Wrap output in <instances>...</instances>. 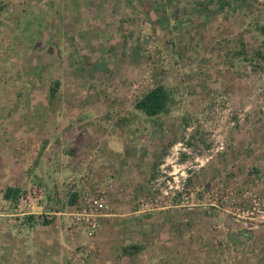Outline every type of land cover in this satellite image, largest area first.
<instances>
[{
    "label": "rangeland",
    "instance_id": "obj_1",
    "mask_svg": "<svg viewBox=\"0 0 264 264\" xmlns=\"http://www.w3.org/2000/svg\"><path fill=\"white\" fill-rule=\"evenodd\" d=\"M0 109V264L88 245L60 233L71 180L112 189L95 264H264L232 215L264 198V0H0Z\"/></svg>",
    "mask_w": 264,
    "mask_h": 264
},
{
    "label": "built area",
    "instance_id": "obj_2",
    "mask_svg": "<svg viewBox=\"0 0 264 264\" xmlns=\"http://www.w3.org/2000/svg\"><path fill=\"white\" fill-rule=\"evenodd\" d=\"M244 197L248 202L238 206V210L232 213L233 217L253 225H264V198L249 193H246ZM107 200V190L104 188L97 187L87 191L79 200V211L72 210L70 213L69 229L80 231V228H84L87 233L92 235L99 227V217L108 208ZM53 214L59 216L61 213L53 211ZM51 216H47V218L51 219ZM87 253L88 251L85 249L77 251L72 264H89L86 258Z\"/></svg>",
    "mask_w": 264,
    "mask_h": 264
},
{
    "label": "crops",
    "instance_id": "obj_3",
    "mask_svg": "<svg viewBox=\"0 0 264 264\" xmlns=\"http://www.w3.org/2000/svg\"><path fill=\"white\" fill-rule=\"evenodd\" d=\"M14 94L15 93H13V95ZM7 108H8L9 113L10 112L12 113V111L14 110V107L13 106H11V109H10V107H7ZM4 124H5V129L6 130H11L12 129L13 130V133H14V131H15V124H16L15 122H13V121H5ZM9 142H10L9 139H7V140L4 141V143L6 145L9 144ZM2 143L3 142H0V145H3ZM43 144H44V146L49 145V144H47V141H43ZM8 154L10 155V152L9 151H8ZM10 163H12V164L10 166H7V169H6L8 171L7 172L8 174H11L12 173V170L15 168L13 160H10L8 164H10ZM58 163L59 162L57 161L56 164H58ZM75 164H77V161H75ZM41 174L44 176V178L49 179V176L47 175L48 173H46V170H43ZM70 180L71 179H69L68 181L70 182ZM58 184L59 183L56 182V187L57 188L59 187ZM67 184H68L67 187L70 188V193L68 194L69 195V198L67 199V202L65 203L64 209H66V211L69 210L71 212L72 209H74L75 207H77V205H78L77 202H79L80 198L87 192V189H85V191L82 192V194H81L82 187H84V185L80 187V185H78L77 182L74 181V183H73L72 180H71V183H67ZM98 184L99 183L97 182V185H94L93 188H91L90 190H92L94 188H97V187H101V188L107 189V191H108L107 193L108 194L112 191V189L107 188V184H101V185L100 184L98 185ZM17 186L18 185H9L7 187V189L8 188H13L14 189ZM50 186H51L50 188H52L53 190L55 189L53 182L51 183ZM7 189L5 190V193H4L5 195L8 194ZM47 190L48 189L46 188V192L48 193ZM13 196H15V193L14 192H12L9 197H13ZM72 199H73V201H72ZM70 202H73V203H70ZM108 203H109V201L107 200V206H108ZM110 215H113V214H104V215H102V216L99 217V227H98V229L92 235L89 234V233H87V231L84 228H80L81 229L80 231L78 229L76 231L69 229V220H67V219H66L67 222H65V219H64V222L60 226L61 227L60 228L61 229V232H60L61 234H64L65 233V235L71 236L72 239L77 240V241H79V240L81 241L82 238L85 239V241L88 243V245H86L85 247H80V250H84L85 249L86 251H88V253L86 255L87 256L86 258H87V262H89V264H95V263H93L90 260V254L92 253L91 249L94 246V244L98 245L97 242L99 243L100 238H102L101 237V234H98V232H99V230L101 228V224H102L101 223V219H102V222H103L104 218L107 217V216H110ZM249 230H251V229H249ZM77 235H80L79 236L80 238L76 237ZM11 238H12V241H14V243H15L16 242L15 233H13V235L11 236ZM76 253H77V251H75V253H73L74 255L71 258V262H72L73 258H75ZM71 262H70V264H71Z\"/></svg>",
    "mask_w": 264,
    "mask_h": 264
},
{
    "label": "trees",
    "instance_id": "obj_4",
    "mask_svg": "<svg viewBox=\"0 0 264 264\" xmlns=\"http://www.w3.org/2000/svg\"><path fill=\"white\" fill-rule=\"evenodd\" d=\"M58 86L59 81H54L49 90V97L55 96ZM169 101L170 96L164 86L156 85L136 103V107L148 116H157L168 111ZM7 191L8 194L6 196H10L14 189L8 188Z\"/></svg>",
    "mask_w": 264,
    "mask_h": 264
}]
</instances>
